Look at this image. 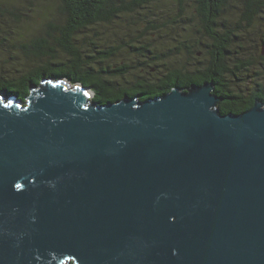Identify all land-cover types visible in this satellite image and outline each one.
I'll use <instances>...</instances> for the list:
<instances>
[{
    "label": "water",
    "instance_id": "obj_1",
    "mask_svg": "<svg viewBox=\"0 0 264 264\" xmlns=\"http://www.w3.org/2000/svg\"><path fill=\"white\" fill-rule=\"evenodd\" d=\"M93 94L0 93V264H264L263 102L222 114L211 81Z\"/></svg>",
    "mask_w": 264,
    "mask_h": 264
},
{
    "label": "trees",
    "instance_id": "obj_2",
    "mask_svg": "<svg viewBox=\"0 0 264 264\" xmlns=\"http://www.w3.org/2000/svg\"><path fill=\"white\" fill-rule=\"evenodd\" d=\"M165 2L171 3V12L177 10V14L159 25L148 19L146 29L162 35L171 34L176 40L173 48L160 51L149 43L136 47L134 42L138 41L131 39L125 47L138 57L134 58L135 61L122 63L112 59L118 56L119 45L102 43V49H93L94 35L90 38L85 30L95 25L104 28L120 25L121 21L134 15L141 18L154 16L153 11L158 8L159 12L170 13L162 4ZM1 3L0 17L10 15L15 20L25 12ZM26 10L33 13L43 11L42 24L37 27V32L25 22L26 27L23 25V32L17 35L16 42L7 37H1L0 41V48L6 49L0 60V93L13 95L22 103L30 87L38 85L44 77H65L72 83L79 82L94 92L91 100L99 103L115 101L124 94L144 100L166 93L175 86L185 89L210 81L214 83V92L222 97L217 106L222 114L244 111L255 99L264 103L263 31L250 43H254L256 51L259 49L258 61L244 59L253 55L246 54L245 50L248 30L257 22L264 26V0H57L52 7ZM33 13L27 16L35 23L34 20L39 19L31 16ZM182 34L191 38L199 36L191 39ZM200 37L204 41H200ZM180 52L189 56L188 62L162 65L161 69L155 68L156 73L149 72L150 64L157 66L161 59ZM200 53L208 55L206 62L197 58ZM190 59L193 62H189ZM7 69L14 72L7 74ZM233 79L235 82H251L254 86L251 90H236L230 84Z\"/></svg>",
    "mask_w": 264,
    "mask_h": 264
},
{
    "label": "rangeland",
    "instance_id": "obj_3",
    "mask_svg": "<svg viewBox=\"0 0 264 264\" xmlns=\"http://www.w3.org/2000/svg\"><path fill=\"white\" fill-rule=\"evenodd\" d=\"M1 2L3 3L5 7H8L7 4H11L12 6L21 8L23 11H25L23 15H19V17H17L15 20H13L10 15H4L0 17V29L3 28V32H0V41L2 40L1 37H7L11 41L16 42L15 38L17 37V35L23 32L22 27L23 25H25V22L29 28H34L35 32H37V27L39 28L42 24L43 15L41 13H43V11L33 13V11L26 10V9L33 8V7L34 8L35 7L36 8L52 7L57 3V0H0V3ZM162 4L164 5L165 10L170 13H166L164 11L159 12L158 10L159 8H158L157 9L158 11L156 10L157 12L153 11L155 13L154 16L147 15L145 18H141L140 15L138 16L134 15V16L129 17L128 20L121 21L120 25L116 24L115 26L113 25L110 28H104L102 26L95 25L91 29L85 30V33L88 34L90 38H91L90 35L92 34L94 35L92 36V39H93L92 41L95 43L93 45V49L95 50L102 49L103 47L102 43L106 45L113 44V46L119 45V51L117 52V54L118 53L119 54L117 57L112 58V59H114V61H120L122 63V62L131 61V60L132 61L136 60L134 58L137 56V54H134L133 53L134 51H128L125 47V45H127V41L131 39H135L136 41H138V42H134V45H136V47L145 46L147 43H149L150 46L155 45L156 48H159L158 50L160 51L164 50L166 47L173 48L174 44H176V40L172 38L171 34L162 35L163 33L160 34V33L152 31L151 29H146V25H147L146 21L148 19H150L153 24L159 25L161 23L168 22L173 16L177 14V10H174L171 12V10L173 9V5L171 3L165 2ZM147 11L148 9H146L145 12ZM30 13H33L31 16L37 17V19L39 20H34L35 23L32 22L33 18L31 17L32 18L31 19L27 16V14H30ZM234 17H236V15H234ZM119 20L120 19H118L116 22H118ZM136 28L137 30L135 32H131L133 29H136ZM262 31L264 33V26H261L259 22L254 24L248 30L247 33L249 34V37L247 38V44H246L245 50H246V54L248 55L253 54V55L245 56L244 59L248 60V58H250V59L258 61L257 55L259 52L257 53V51H259V49H257L256 51L254 43L253 44H250V43L253 40H257L260 34H262ZM179 32L185 33L182 30H180ZM181 36L191 38V36H186L185 34H182ZM198 36L199 35H196V36L193 35L191 39L193 38L197 39ZM173 37L177 39L178 38L181 39L180 36L173 35ZM186 40L188 41V39ZM199 40L204 41L202 37H200ZM175 53H172L168 57L163 58L164 60L161 59L162 61H160L159 65L157 66H155L154 64H150V67L148 68L149 72L156 73L157 70H155V68L158 67V69H161L160 66L162 65L163 66L165 65L169 66L170 64L178 65V64L188 62L187 57L189 56H187L185 53L180 52L179 54L173 55ZM5 54H6V49L0 48V60ZM197 58H199V60L201 61L206 62L208 55L205 56V55H202V53H200L197 55ZM141 59L143 58L141 57ZM189 62H193V61L190 59ZM7 71H8L6 72L7 74H11L12 72H14V71H9V69H7ZM132 71H136V70L132 69ZM141 72L138 74H141ZM240 76L243 77L244 74H241ZM128 77H131V76H128ZM114 79H117V78H114ZM259 81L260 80H256L255 82H259ZM262 81L263 80H261V82ZM230 84H231V87H234L236 90H239V89L245 90V88H252L254 86L251 82H248V83L243 82V81L235 82L234 79H233V82H231Z\"/></svg>",
    "mask_w": 264,
    "mask_h": 264
},
{
    "label": "flooded vegetation",
    "instance_id": "obj_4",
    "mask_svg": "<svg viewBox=\"0 0 264 264\" xmlns=\"http://www.w3.org/2000/svg\"><path fill=\"white\" fill-rule=\"evenodd\" d=\"M231 82V81H230ZM246 90H251V88H247ZM222 101V100H221Z\"/></svg>",
    "mask_w": 264,
    "mask_h": 264
},
{
    "label": "bare ground",
    "instance_id": "obj_5",
    "mask_svg": "<svg viewBox=\"0 0 264 264\" xmlns=\"http://www.w3.org/2000/svg\"><path fill=\"white\" fill-rule=\"evenodd\" d=\"M90 94V93H89Z\"/></svg>",
    "mask_w": 264,
    "mask_h": 264
}]
</instances>
